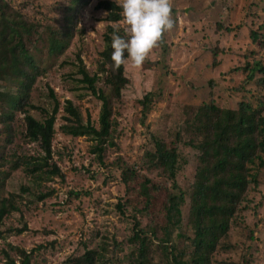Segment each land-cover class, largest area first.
Here are the masks:
<instances>
[{"label": "rangeland", "instance_id": "374dc122", "mask_svg": "<svg viewBox=\"0 0 264 264\" xmlns=\"http://www.w3.org/2000/svg\"><path fill=\"white\" fill-rule=\"evenodd\" d=\"M4 1L13 11L53 27L63 23L68 2ZM100 1L108 0H90L88 6L78 10L71 29L72 40L63 54L50 55L45 41L38 42V49L32 50L45 72L33 86L30 102L37 109L29 114L42 121V110L52 113L51 91L59 101L53 153L47 166L41 163V173H29L36 161H43L46 156L39 143L27 140L25 115L17 113L8 127L0 119V201L15 198L19 209L6 217L0 227V264L5 263L3 252L21 262L12 247L32 252V264H66L71 256H81L86 250L100 251L102 247L106 249V264H130L134 258V246L129 242L133 237L134 212L127 207L122 214L117 208L130 197L133 206L145 211L138 215L141 229L151 239L153 230L160 239L164 238L163 227L168 225L166 189L172 181L161 172L141 169L144 174L140 172L139 181L131 185L136 191H128L120 177L125 165L140 163L145 150L154 149V137L179 155L177 183L187 196L181 228L175 230L180 238L173 236L170 244L182 250L189 244L184 237H193L187 218L199 165V152L185 144L192 136L191 121L189 135L183 131L192 117L190 112L196 114L201 105L209 103L237 109L243 99L264 107V84L257 83L264 74L258 72L249 81L245 71L248 64L261 62L264 66V49L252 40V33L264 35V0H170L173 28L163 34L141 65L124 63L129 85L121 99L113 102L116 124L106 144L104 165H100L92 152L95 140L63 131L65 127L80 125L68 111L69 106L81 117V125L90 122L100 128L102 103L80 82L83 76L79 69L86 70L90 77L99 74L107 27L124 32L127 28L124 20L118 24L106 22L107 13L96 8ZM111 1L120 4L119 0ZM47 36L44 34V39ZM101 79L97 89L104 90ZM149 93L153 104L144 119L139 101ZM177 134L182 139L180 143L175 140ZM16 163L18 169H14ZM54 167L62 177L45 176ZM40 175L43 178H36ZM143 175L153 184L146 183ZM46 193L53 194L40 202L38 196ZM24 226L29 230L18 235ZM160 244L153 240L150 248L155 250ZM224 247L230 250L219 249V264H264V170L258 185L249 187ZM160 261L158 254L153 264Z\"/></svg>", "mask_w": 264, "mask_h": 264}, {"label": "trees", "instance_id": "16d2710c", "mask_svg": "<svg viewBox=\"0 0 264 264\" xmlns=\"http://www.w3.org/2000/svg\"><path fill=\"white\" fill-rule=\"evenodd\" d=\"M67 1L63 10V23L53 27L32 19L18 10L13 11L11 5L0 0V119L1 124L8 127L15 121L17 113L25 115L27 140L31 143H39L46 156L43 161L37 160L33 169H29V173L32 174L41 173L43 170L41 163L47 166V162L52 157L55 123L59 112V101L51 91L50 96L54 102L52 113L48 115L47 111L42 110L44 115L42 121L29 114L30 110L37 109L30 102L33 86L45 72L32 50L36 51L38 49L36 44L43 41L47 43L46 48L50 55L63 54L68 49L73 37L71 29L74 21H77L78 10L88 6L90 0ZM96 8L107 13L105 20L110 24L123 21L120 4L114 1H100ZM46 33L48 36L44 39L43 35ZM113 33L126 36V32L122 29L117 30L111 25L107 27L104 37L105 49L100 54L102 64L99 74L102 75L96 74L90 77L86 70L79 69V73L83 76L80 82L86 85L85 89L91 91L102 103L100 128H95L90 122L81 125V117L73 107L69 106L68 111L79 120L80 125L63 129L67 135L88 136L95 140L97 144L92 152L102 166L106 144L116 124L113 120V102L121 99L123 90L129 85V80L125 76V65L114 68L110 59ZM263 39L264 35L252 33V40L260 49H264ZM245 71L248 72V80L253 81L256 73L264 74V66L261 62L250 66L248 64ZM101 78L105 84L104 90L97 89L96 84L102 80ZM257 83L263 85L264 79H260ZM107 88L108 92H106ZM150 97L151 93L139 101L144 119L147 118L153 104ZM237 104V109H223L214 103L203 104L196 114L190 112L192 117L187 120L188 123L183 130L189 131L191 121L192 136L185 144L199 152V165L191 189L187 218L193 237H184L189 244H186L182 250H177L175 244H170L173 236L180 238L179 234L175 235V230L182 225L183 207L186 205L187 196L177 183L180 170L177 151L170 152L160 139L154 137V149H146L144 159L140 163L125 165L121 169L120 177L128 191L135 190L131 185L139 181L141 169L161 172L162 176L172 181V186L166 189L168 200L165 209L168 225L163 227L162 239L157 236L155 230L151 239L148 233L141 229L138 215L144 214L145 211L138 209V205L133 206L131 197L124 204L117 206L122 214H125L124 209L127 207L133 208L134 212L131 216L134 221L133 237L129 240L134 246L131 253L134 258L130 260V264H153L158 254L161 256L159 264H219L217 259L219 249L230 250L224 247V241L231 230L232 221L246 201L249 187L258 185L264 170V107H257L251 101L244 99ZM187 134L189 135V132ZM175 140L182 142L179 134L176 135ZM18 168L19 163H16L14 169ZM44 174L48 178L62 177L57 167H54L50 173ZM143 176L146 178L145 175ZM36 178L43 177L40 175ZM146 183L153 184V181L147 179ZM52 194L39 195L38 200L43 202ZM18 211L15 198L1 200L0 227L6 217ZM28 230L29 228L24 226L17 231V234L21 235ZM153 240L161 242L155 250L150 248ZM12 250L18 254L21 262L18 263L9 253L3 252L4 264H32V252L28 253L17 247H12ZM103 250L106 249L102 247L100 251L86 250L81 256L68 258L66 264H106L103 262Z\"/></svg>", "mask_w": 264, "mask_h": 264}, {"label": "clouds", "instance_id": "9594fccd", "mask_svg": "<svg viewBox=\"0 0 264 264\" xmlns=\"http://www.w3.org/2000/svg\"><path fill=\"white\" fill-rule=\"evenodd\" d=\"M126 36L111 35V56L114 68L126 61L141 65L148 53L171 30L174 20L170 0H119Z\"/></svg>", "mask_w": 264, "mask_h": 264}]
</instances>
